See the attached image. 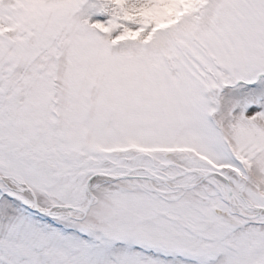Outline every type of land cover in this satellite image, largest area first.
<instances>
[{
    "label": "snow or ice",
    "instance_id": "6c2138e0",
    "mask_svg": "<svg viewBox=\"0 0 264 264\" xmlns=\"http://www.w3.org/2000/svg\"><path fill=\"white\" fill-rule=\"evenodd\" d=\"M0 264H264V0H0Z\"/></svg>",
    "mask_w": 264,
    "mask_h": 264
}]
</instances>
